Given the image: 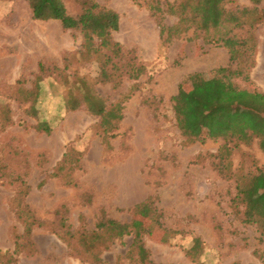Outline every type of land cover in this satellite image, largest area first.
<instances>
[{
	"label": "rangeland",
	"instance_id": "1",
	"mask_svg": "<svg viewBox=\"0 0 264 264\" xmlns=\"http://www.w3.org/2000/svg\"><path fill=\"white\" fill-rule=\"evenodd\" d=\"M94 1L117 13L112 40L129 51L127 58L145 65L138 79L122 75L116 87L102 81V66L111 70L112 63L90 56L80 32L64 30L58 20L33 19L27 0H0V108L8 106L13 121L0 129V264H97L90 255H71L67 244L95 231L101 218L139 224V231L153 234H141L145 252L137 254L129 250L133 234L110 242L100 232L99 242L109 243L101 264H264V237L256 225L241 222L242 206L233 204L236 184L264 172L257 136L236 144L187 141L172 110L171 98L189 75L199 74L185 83L192 92L210 87L215 69L235 68L227 46L207 44L192 30L161 45L148 0ZM226 1L230 9L252 6L250 0ZM63 4L71 16L81 10V0ZM258 7L264 10V0ZM175 21L164 16L167 25ZM254 37L247 78L224 80L264 94V18ZM90 94L105 106L122 103L115 130L103 134L99 117L84 104L67 110V103ZM33 96L37 117L26 113ZM233 96L236 101H225L251 104ZM41 120L50 124L49 134L34 129ZM63 156L64 169L53 175ZM21 181L28 187L20 190L23 206L39 223L30 235L11 203ZM147 199L155 214L151 221L132 212Z\"/></svg>",
	"mask_w": 264,
	"mask_h": 264
},
{
	"label": "trees",
	"instance_id": "2",
	"mask_svg": "<svg viewBox=\"0 0 264 264\" xmlns=\"http://www.w3.org/2000/svg\"><path fill=\"white\" fill-rule=\"evenodd\" d=\"M32 17L35 20H58L64 30H75L80 32L85 51L92 57L104 56L107 63H112V69L108 70L102 66V81L112 82L116 87L119 81L116 79L126 75L129 79L136 80L144 74L145 65L137 63L135 57H126L120 45L112 40V32L118 30L119 18L116 12L100 6L94 0H81V10L76 16L67 14L63 0H27ZM252 6H235L233 9L227 7L230 1L226 0H178L168 2L167 0H148L147 7L159 26L161 45L168 44L172 39L186 35L190 30L202 37L205 43L210 45H226L229 54V62L236 63L235 68L223 67L213 71V84L210 87L196 89L192 92L185 87L187 81L197 79L199 74L189 75L184 83L178 87L177 93L172 96V110L176 126L187 141L203 142L205 139L226 142H249L252 135L258 138V146L264 153V94L236 89L228 84L225 78L242 77L247 78V71L253 64L255 37L254 29L264 18V10L259 8L261 0H250ZM170 15L176 21L167 25L163 22L164 16ZM245 29L243 36H238L237 30ZM116 59L117 61H114ZM42 67V65H40ZM124 68V71H123ZM40 77H36L33 88L37 92L36 85ZM238 97H247L251 104L234 102L228 104L227 100H235ZM37 96L26 101L30 102L26 113L31 117H37L34 106ZM214 103H211L209 99ZM128 99V95L123 97ZM123 100V101H124ZM236 101V100H235ZM260 105H257V104ZM84 104L85 108L99 117V124L103 134L109 133L117 128L122 119V103L117 102L105 106L101 98L94 94L84 95L80 103L77 101L71 105L67 103V110H75ZM13 124L10 118V110L4 105L0 108V129L4 130ZM37 132L49 134L50 124L41 120L34 126ZM221 150L226 155L229 149L224 145ZM66 165V156H63L58 164L57 172L62 171ZM71 167V166H70ZM4 173V172H3ZM57 176V175H56ZM16 182V178H11ZM27 185L21 181L18 193L11 201L15 208V214L24 225V233L30 235L32 228L39 224L35 216L26 205L23 206V196L27 191ZM236 194L233 204L242 206L241 222L256 225L260 231V237H264V172H258L246 182L236 184ZM259 193V195L257 194ZM261 193V194H260ZM152 199L137 204L132 212L135 216H141L151 221L154 219ZM139 224H125L112 219L101 218L96 223V230L91 231L88 236L82 235L73 244L68 242L71 255H90L92 261L101 264L100 255L107 250L108 244L99 242L100 232L107 235L111 242L125 235L133 234L134 241L129 250L137 254L145 252L139 241L142 233L152 232L138 230ZM149 230V229H148ZM87 234V233H85ZM85 251L77 252L75 246ZM103 245V248H95ZM92 250H95L92 252ZM90 253V254H89ZM188 254V253H187Z\"/></svg>",
	"mask_w": 264,
	"mask_h": 264
}]
</instances>
